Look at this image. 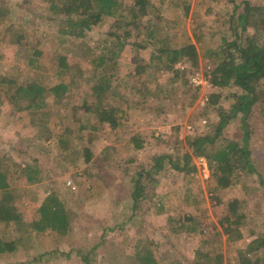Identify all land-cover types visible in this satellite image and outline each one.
<instances>
[{"label": "rangeland", "instance_id": "1", "mask_svg": "<svg viewBox=\"0 0 264 264\" xmlns=\"http://www.w3.org/2000/svg\"><path fill=\"white\" fill-rule=\"evenodd\" d=\"M20 1L0 0L1 6L9 8L0 24V74L22 81L40 80L48 86L64 79L71 87L60 102L49 96L40 110L44 114L14 109L8 99L1 104L0 167L9 173L16 216L0 220L1 236L14 241L11 250L0 254V264H85L78 252L82 246L90 247V264H127L139 237L150 243L161 264L167 263L161 252L189 262L198 247L221 254V264L235 263L237 244L245 245L254 236L250 228L264 229L259 181L250 178L247 183L219 188L207 159L194 156L197 169L189 175L170 168L155 174L157 184L149 188V199L137 214L129 195L136 170L150 166L155 153L182 154L187 137L198 133L206 115L213 114L206 102L219 88L205 75L206 61L195 31L207 29L206 38L217 44L229 15L225 10L233 6L232 1L190 0L185 13L180 0H151L148 13L155 15L159 43L181 46L192 42L198 55L193 64L192 60L177 62L178 70H163L152 64V45L134 43L133 29L113 67L112 98H105L124 112L117 126L103 122L99 128L91 125L96 118L85 112L83 103L95 99L90 94L97 72L92 58L112 44L107 26H95L86 38L74 41L60 30L62 22L48 15L47 0H30L26 5ZM122 1L126 6L133 2ZM252 1L264 4V0ZM33 55L38 57L35 65L30 63ZM66 62L71 67L60 74ZM231 91L230 87L221 89L225 107L231 103ZM239 118L228 125L231 135L241 134ZM248 122L251 145L256 154L264 156L260 105L253 107ZM133 137L142 139L140 148ZM27 163L40 171V180H28ZM54 189L74 213L64 237L50 229L37 231L32 224L39 204ZM2 194L0 190V198ZM234 198L243 200L248 216L243 237L235 242L226 239L220 222L226 202ZM187 215L195 217L202 231L180 228V220Z\"/></svg>", "mask_w": 264, "mask_h": 264}, {"label": "trees", "instance_id": "2", "mask_svg": "<svg viewBox=\"0 0 264 264\" xmlns=\"http://www.w3.org/2000/svg\"><path fill=\"white\" fill-rule=\"evenodd\" d=\"M226 23L221 29L220 41L213 45L206 38L207 29L199 27L195 31L196 42L201 46V54L206 61L205 75L213 86L219 88L209 94L206 104L212 113L206 115L205 124L198 133L189 135L185 151L174 155L171 152L155 153L150 166H141L131 176L129 195L132 199V209L137 214L143 208V203L149 199V188L156 186V173L168 168L185 175L196 171L194 156H204L208 161L211 175L219 188L247 183L249 179L260 182L264 196V156L256 154L251 145V134L248 117L255 105H260L264 116V4L252 0H231ZM185 13L189 10L190 0H180ZM21 5L30 4V0H21ZM151 0H133L127 6L122 0H47L51 19L62 22L60 29L72 40L86 38L95 26H107L108 37L112 44H107L105 51H100L92 58L93 67L97 70L95 80L91 84L90 94L94 100L84 101L85 112L93 113L95 123L101 127L103 122L117 126L124 110L113 101H106L113 95V79L116 60L131 35L136 30L135 44L146 47L152 45V64L163 70L175 71L177 62H195L198 55L197 47L189 42L181 46L160 44L155 33V15L148 13ZM211 8H209L210 10ZM9 8L0 5V24L8 15ZM149 14V15H148ZM223 14V13H222ZM144 17V21L142 18ZM210 30V28L208 29ZM142 34V35H141ZM208 40V41H207ZM37 55L30 57V63L37 64ZM68 62L60 69V74L70 69ZM112 69V70H111ZM71 82L57 81L46 85L40 80L22 81L0 74V107L6 99L10 100L14 109H31L40 112L53 95L54 102H60ZM230 87L228 98L231 103L225 107L221 102V89ZM234 88V89H233ZM112 98V97H111ZM44 114V112H40ZM240 115L238 124L241 134L234 136L228 131V125ZM83 126L87 123L80 122ZM135 140V146L143 145L142 139ZM177 149L180 146H176ZM28 168L30 182L40 180V171ZM9 173L0 167V220H11L16 216L14 194L11 189ZM186 190V199L189 196ZM212 197H217L212 193ZM243 200L230 199L226 202L227 211L220 222L227 234L228 241H238L243 237L242 226L247 224V213L242 207ZM162 207V205H159ZM161 207L159 210L161 211ZM133 214V213H132ZM180 228L184 232L202 231L195 217L187 215ZM74 219V213L64 199L54 189L49 192L38 206V214L33 219V227L37 231L53 230L57 236L68 234ZM254 236L245 244H237V256L232 264H264V229L256 231L250 228ZM98 244H101L98 243ZM14 241L7 240L0 234V254L13 248ZM90 247H80V253L85 264H90ZM111 255L112 252H110ZM166 257V264H221L219 255L198 247L194 257L189 262L178 255ZM161 258L155 253L150 243L139 237L134 250L129 255L127 264H161Z\"/></svg>", "mask_w": 264, "mask_h": 264}]
</instances>
